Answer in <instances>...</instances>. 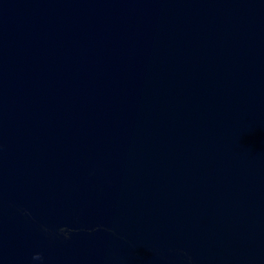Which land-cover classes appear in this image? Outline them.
Wrapping results in <instances>:
<instances>
[{
	"label": "water",
	"instance_id": "obj_1",
	"mask_svg": "<svg viewBox=\"0 0 264 264\" xmlns=\"http://www.w3.org/2000/svg\"><path fill=\"white\" fill-rule=\"evenodd\" d=\"M0 264H264V0H0Z\"/></svg>",
	"mask_w": 264,
	"mask_h": 264
},
{
	"label": "clouds",
	"instance_id": "obj_2",
	"mask_svg": "<svg viewBox=\"0 0 264 264\" xmlns=\"http://www.w3.org/2000/svg\"><path fill=\"white\" fill-rule=\"evenodd\" d=\"M67 238H68L67 235H65V239ZM32 259L35 261H42L43 257L39 253H36L33 255Z\"/></svg>",
	"mask_w": 264,
	"mask_h": 264
}]
</instances>
